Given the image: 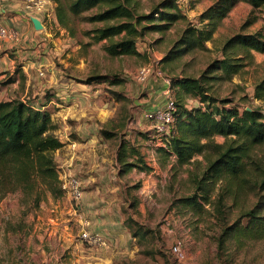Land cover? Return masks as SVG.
Masks as SVG:
<instances>
[{
	"label": "rangeland",
	"instance_id": "obj_1",
	"mask_svg": "<svg viewBox=\"0 0 264 264\" xmlns=\"http://www.w3.org/2000/svg\"><path fill=\"white\" fill-rule=\"evenodd\" d=\"M13 1L0 0V9L6 10L5 19H12L20 10L8 7ZM46 1V5L40 3V9L34 6L38 1H30L43 29L35 30L29 16H25L39 48L38 64L33 70L44 80L42 99L54 97L56 85L65 84L61 88L65 95L58 96L63 105L45 109L56 126L54 134L63 146L67 145L64 150L70 152L68 158L73 156L74 173L83 194L76 203L67 191L52 197L38 187L28 198L19 190L0 198V264H264V229H255L258 221L243 217L255 209L260 221L264 220V191L260 185L264 145L255 147L251 158L244 161L241 189L234 194L226 177L216 180L203 175L207 168L204 156L195 155L188 164H178L167 143V134L175 132L176 127L171 125L166 133L156 134L145 117L165 105L164 80L169 81L171 97L182 106L181 110L205 109L206 103L182 95L174 86L176 79L194 78L208 90L216 105L226 100L231 102L226 107L234 106L239 111L260 109L264 122V100L253 98L255 87L264 82V52L251 50L247 54L237 42L226 44L236 35L264 36V7L253 9L245 2L236 3L217 23L204 47H185L184 53L164 62L163 57L175 49L185 28H205L208 21L200 16L217 0H175L183 18L163 32L145 31L136 40L140 55L117 57L105 52V40L93 42L84 35L101 24L74 21L71 34L58 27L52 15L54 6L51 0ZM163 1L133 0L136 13L144 15ZM1 25L19 33L16 25ZM9 52L15 56L14 50ZM223 55L240 66L229 80L223 79L217 67L209 72ZM142 68H151L154 74L139 81ZM212 76L218 77L209 79ZM89 78L94 81L85 84ZM35 99L30 92L28 101L36 107L43 104L33 103ZM60 109L62 116L59 112L54 115ZM213 140L216 144L224 141L221 136ZM121 144L124 151L120 160ZM210 152L207 155L214 159ZM139 159L143 162L140 166L147 169L126 170L125 163ZM219 194L223 195L220 213ZM192 195L201 204L199 208L183 202ZM28 205L33 207L25 216ZM49 218L54 223L48 222ZM86 222L87 231L94 233L100 244L80 239ZM225 228L233 231L219 246ZM176 242L185 251L180 261L170 252Z\"/></svg>",
	"mask_w": 264,
	"mask_h": 264
},
{
	"label": "trees",
	"instance_id": "obj_2",
	"mask_svg": "<svg viewBox=\"0 0 264 264\" xmlns=\"http://www.w3.org/2000/svg\"><path fill=\"white\" fill-rule=\"evenodd\" d=\"M240 1L253 9L264 7V0H217L200 16L202 21H208L205 28L194 26L185 28L181 41L177 42L175 49L170 50L162 61L165 62L178 53H184L193 45L204 47V42L211 39L217 23ZM51 2L54 6L56 24L71 34L74 21L101 24L84 32V35L89 36L93 42L105 40L104 50L111 57L140 55L136 49V40L145 31L163 32L172 22L183 18L175 0H164L146 15L136 13V4L133 0H51ZM143 22H146L147 26H140ZM156 22L158 24H155ZM232 42H237V46L243 48L247 54H250L251 50L264 52V36L260 33L236 35L227 40L226 44ZM215 67L223 73V79L229 80L239 71L240 66L229 56L223 55L214 62L209 72ZM217 77L212 76L209 79ZM10 81L9 79L7 83ZM93 81L94 78H89L85 84ZM174 86L179 88L182 95L198 98L200 102L206 103V108L186 111L181 110L182 106L175 102L177 110L172 125L176 127V131L172 130L167 134L169 152L175 155L176 162L180 165L188 164L195 155L204 156L207 168L203 175L216 180L226 177L236 194V191L241 189L243 177L240 175L243 176L245 173L244 161L251 158L255 147L264 145L262 112L251 107H248L250 110L244 108L241 111L234 106L226 107V104L231 103L226 100L219 101L221 106L216 105V100L209 96L208 90L194 78L176 79ZM253 98L264 100V82L255 87ZM55 129L51 113L47 109L36 107L25 98L0 100V198L15 190H19L24 198H28L38 187L47 190L52 197L64 192L59 180L58 165L53 156L54 152L63 146L54 134ZM215 136L223 137V143L216 144L213 140ZM123 148L121 144V152L118 154L120 160L123 157ZM209 152L214 159L207 155ZM132 153L137 152L132 150ZM139 163H143L141 159L136 163L127 162L124 165L127 171L131 168L147 169V166H140ZM260 185L264 191V175ZM262 199L264 200V197ZM34 201L38 203V199ZM183 202L194 208L201 205L195 195L184 198ZM222 202L223 195L219 194L217 202L219 213L222 212ZM31 207L33 206L28 205L23 215L27 216ZM255 212V209H251L245 212L243 217L250 222L258 221L254 225L255 229H264V220L260 221ZM125 225L131 231L127 222ZM243 229L244 227L239 231ZM232 231V228L223 229L219 246L224 244L225 238ZM131 234L133 237L137 235L136 232Z\"/></svg>",
	"mask_w": 264,
	"mask_h": 264
},
{
	"label": "crops",
	"instance_id": "obj_3",
	"mask_svg": "<svg viewBox=\"0 0 264 264\" xmlns=\"http://www.w3.org/2000/svg\"><path fill=\"white\" fill-rule=\"evenodd\" d=\"M30 1L32 0H16V2L13 1L12 5H8L9 8H13L12 6H17L20 8V10H18L17 12V15L9 20L5 19L6 16L4 14H6V10L0 9V23L3 25H16L20 33L19 42H3L0 46V100L6 101L13 98H21L22 100L24 98L28 99L31 92L33 97H36L33 103H43L41 105V108L48 109V107H50L51 105L55 108H58L63 105V103L59 100L60 98H58V96H62L63 94L65 95L64 91L61 90V88L65 87V84L56 85L55 89L58 92L55 93L54 97L49 98L47 100L45 98L42 99L43 91L40 88H43L44 80L39 78L37 73L33 70L36 64H38L36 55L39 52V48L37 46V41L35 40V37L29 32L30 25L25 20V16L28 15V18L31 21V18L33 17L38 19L37 14L39 13L34 12L33 9L31 10V8H29L31 5ZM34 1H38V3L42 4L45 3V5L47 3L46 0ZM47 6L48 8H50L51 11V3L47 4ZM40 13L42 14V12ZM39 20L42 23L40 18ZM9 28H11V26H9ZM9 49L14 50L12 54H14L15 56L10 55ZM38 73H40L39 70ZM9 79L11 81L7 83ZM165 87L166 86H163L162 89H164ZM39 90L41 91L39 92ZM58 112L60 114L59 116H62L61 109L55 110L54 115H57L56 113ZM148 130L150 131L149 127ZM150 135H153V133H151ZM60 141L63 142L62 140ZM69 141H71V139H69ZM66 146H63L61 149L57 150L56 153H54V159L58 165V169H60V177L63 178L66 175L76 178V174L74 173L75 162L73 163V156L68 158L70 152L68 150V152H65L64 149H66ZM80 160L83 161V158H80ZM141 177H143V174L141 175ZM47 221L54 223L55 220L49 218L47 219Z\"/></svg>",
	"mask_w": 264,
	"mask_h": 264
},
{
	"label": "built area",
	"instance_id": "obj_4",
	"mask_svg": "<svg viewBox=\"0 0 264 264\" xmlns=\"http://www.w3.org/2000/svg\"><path fill=\"white\" fill-rule=\"evenodd\" d=\"M34 6L37 9H40V3L35 2ZM29 8H32L31 6ZM19 38V33L13 27H4L0 24V46L3 42H16ZM153 75L154 72L151 68H142L138 74V80L144 81L148 75ZM157 76H160V72L156 73ZM166 87L162 91V95L165 97V105L163 108L156 109L146 114V118L150 121L152 125L153 131L156 134L166 133L169 126H171L175 122V113H176V105L175 101L171 97L169 81L164 80ZM59 180L61 182V188L64 191H67L73 198V200L78 203L82 199V191L80 188L79 181L75 177L66 176L60 177V169L58 170ZM88 223L84 224L83 229L80 231L79 236L82 242L90 243V244H100V239L94 235V233H90L87 231ZM171 254L178 261L183 260L185 258V251L180 242H176L170 249Z\"/></svg>",
	"mask_w": 264,
	"mask_h": 264
},
{
	"label": "water",
	"instance_id": "obj_5",
	"mask_svg": "<svg viewBox=\"0 0 264 264\" xmlns=\"http://www.w3.org/2000/svg\"><path fill=\"white\" fill-rule=\"evenodd\" d=\"M31 23H32L33 28L35 30H41V29H43L42 23L37 18H31Z\"/></svg>",
	"mask_w": 264,
	"mask_h": 264
}]
</instances>
